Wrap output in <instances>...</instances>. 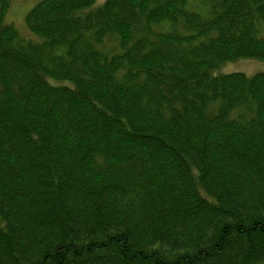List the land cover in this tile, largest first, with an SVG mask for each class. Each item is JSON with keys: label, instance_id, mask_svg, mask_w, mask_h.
<instances>
[{"label": "trees", "instance_id": "obj_1", "mask_svg": "<svg viewBox=\"0 0 264 264\" xmlns=\"http://www.w3.org/2000/svg\"><path fill=\"white\" fill-rule=\"evenodd\" d=\"M0 0V264H264V0Z\"/></svg>", "mask_w": 264, "mask_h": 264}, {"label": "rangeland", "instance_id": "obj_2", "mask_svg": "<svg viewBox=\"0 0 264 264\" xmlns=\"http://www.w3.org/2000/svg\"><path fill=\"white\" fill-rule=\"evenodd\" d=\"M41 0H11L9 6V12L6 17V21L16 27L20 35H23L25 38H29V33L25 27L24 17L26 14L32 10V7L38 4ZM106 0H97L95 6L101 5ZM231 73H240L246 76H253L256 73H264V63L261 64L254 60H244L236 61L231 64L225 65L220 69L219 74H231Z\"/></svg>", "mask_w": 264, "mask_h": 264}]
</instances>
